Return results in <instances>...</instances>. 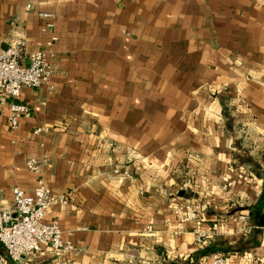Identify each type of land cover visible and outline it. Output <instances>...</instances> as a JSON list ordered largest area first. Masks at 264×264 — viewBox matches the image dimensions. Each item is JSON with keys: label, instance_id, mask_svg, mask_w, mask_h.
I'll list each match as a JSON object with an SVG mask.
<instances>
[{"label": "crops", "instance_id": "0c3cea01", "mask_svg": "<svg viewBox=\"0 0 264 264\" xmlns=\"http://www.w3.org/2000/svg\"><path fill=\"white\" fill-rule=\"evenodd\" d=\"M22 41L54 74L17 130L0 91V207L43 180L73 249L16 264H264V0H0V48Z\"/></svg>", "mask_w": 264, "mask_h": 264}, {"label": "built area", "instance_id": "2783aa9c", "mask_svg": "<svg viewBox=\"0 0 264 264\" xmlns=\"http://www.w3.org/2000/svg\"><path fill=\"white\" fill-rule=\"evenodd\" d=\"M29 8L31 3L27 5ZM54 24L50 23L49 27ZM54 74L53 62L49 53L44 50L27 51L25 42H19L7 49L0 48V91L12 99L9 123L12 130L20 127L22 116L28 113L26 104L18 101L24 88H40L48 84ZM38 129L36 132H40ZM28 168L32 171L40 169V163L31 158ZM69 202L66 194L57 195L50 186L40 180L33 193H27L21 187L12 189V203L8 207H0V243L5 247L7 255L0 253V264L21 262L23 258H32L41 253L44 246H49L55 253H67L73 249L72 230L61 227L57 220H48V212L55 205L65 206ZM188 219H197L198 213L193 207L185 205ZM242 231H249V217L241 214ZM151 230V227L148 228ZM183 233L182 222L178 224L175 235ZM194 240L201 245L209 236L207 230L197 222L192 230ZM208 264H231L230 260L220 254L211 256Z\"/></svg>", "mask_w": 264, "mask_h": 264}, {"label": "rangeland", "instance_id": "374dc122", "mask_svg": "<svg viewBox=\"0 0 264 264\" xmlns=\"http://www.w3.org/2000/svg\"><path fill=\"white\" fill-rule=\"evenodd\" d=\"M238 133H239V136L242 135L241 132H238ZM244 134L247 136V133H246V132H245ZM246 144H247V143H246ZM246 144H245V145H246ZM248 146H251V144H248ZM249 148H250V147H249ZM250 150H251V151H250ZM250 150H249V152H247L248 155H251V153H252V151H253V148H250ZM263 154H264V152H263ZM245 155H246V154H245ZM263 156H264V155H262V157H263ZM262 157H261V158H262ZM251 158H252V157H251Z\"/></svg>", "mask_w": 264, "mask_h": 264}]
</instances>
